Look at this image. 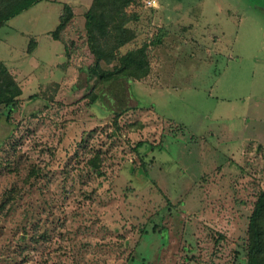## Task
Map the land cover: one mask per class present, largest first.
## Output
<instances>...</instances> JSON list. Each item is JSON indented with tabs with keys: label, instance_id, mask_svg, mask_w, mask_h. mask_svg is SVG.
I'll list each match as a JSON object with an SVG mask.
<instances>
[{
	"label": "rangeland",
	"instance_id": "rangeland-1",
	"mask_svg": "<svg viewBox=\"0 0 264 264\" xmlns=\"http://www.w3.org/2000/svg\"><path fill=\"white\" fill-rule=\"evenodd\" d=\"M146 1L125 9V49L146 44L150 73L107 88L83 70L93 0L0 24L22 90L0 107V264H245L264 191V0Z\"/></svg>",
	"mask_w": 264,
	"mask_h": 264
},
{
	"label": "trees",
	"instance_id": "trees-1",
	"mask_svg": "<svg viewBox=\"0 0 264 264\" xmlns=\"http://www.w3.org/2000/svg\"><path fill=\"white\" fill-rule=\"evenodd\" d=\"M39 1L0 0V24ZM131 2L132 0H93L92 6L85 13L87 42L93 62L83 70L88 80L97 78L106 88L113 87L122 80H141L150 73L146 44L125 49L136 37L135 30L127 25L130 19L125 9ZM63 11L52 32L55 39H59L60 33L72 17L68 5L64 6ZM162 35L163 33L158 35L157 41ZM33 48L34 45L29 50L32 51ZM21 93V88L9 70L0 64V107L7 108L8 115L17 108ZM126 108L114 111L115 117H119ZM247 233L245 264H264V191L258 196L250 215Z\"/></svg>",
	"mask_w": 264,
	"mask_h": 264
},
{
	"label": "built area",
	"instance_id": "built-area-1",
	"mask_svg": "<svg viewBox=\"0 0 264 264\" xmlns=\"http://www.w3.org/2000/svg\"><path fill=\"white\" fill-rule=\"evenodd\" d=\"M146 3L148 4V5H152V3H155V0H148V1H146ZM153 6V5H152Z\"/></svg>",
	"mask_w": 264,
	"mask_h": 264
}]
</instances>
